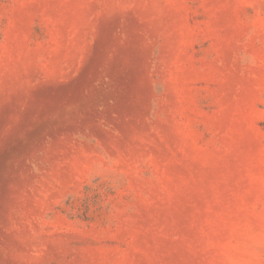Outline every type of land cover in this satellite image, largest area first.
<instances>
[{"label":"rangeland","instance_id":"rangeland-1","mask_svg":"<svg viewBox=\"0 0 264 264\" xmlns=\"http://www.w3.org/2000/svg\"><path fill=\"white\" fill-rule=\"evenodd\" d=\"M0 264H264V0H0Z\"/></svg>","mask_w":264,"mask_h":264}]
</instances>
